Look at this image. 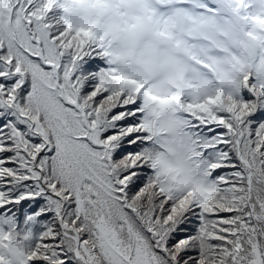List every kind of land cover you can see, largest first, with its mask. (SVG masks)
I'll use <instances>...</instances> for the list:
<instances>
[{"label": "snow or ice", "instance_id": "snow-or-ice-1", "mask_svg": "<svg viewBox=\"0 0 264 264\" xmlns=\"http://www.w3.org/2000/svg\"><path fill=\"white\" fill-rule=\"evenodd\" d=\"M0 264H264V0H0Z\"/></svg>", "mask_w": 264, "mask_h": 264}]
</instances>
